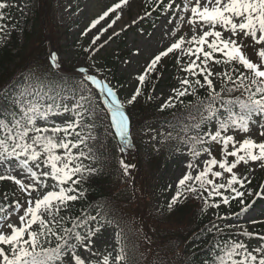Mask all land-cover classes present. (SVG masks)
I'll list each match as a JSON object with an SVG mask.
<instances>
[{
    "label": "snow or ice",
    "instance_id": "6c2138e0",
    "mask_svg": "<svg viewBox=\"0 0 264 264\" xmlns=\"http://www.w3.org/2000/svg\"><path fill=\"white\" fill-rule=\"evenodd\" d=\"M131 6L113 0L90 21L82 33L96 30L84 48L90 58L119 35L115 26ZM13 7L23 11L30 0L23 6L0 0L5 45L17 30L8 23ZM153 13L165 20L169 43L136 76L129 97L120 98L103 69L61 75L54 53L0 88V182L15 186L11 197L0 198V264H130L127 230L110 203L81 202L86 185L102 174L100 127L122 154L132 146L128 106L142 95L154 98L169 57L179 69L178 86L158 110L178 111L166 121L168 131L149 129L156 151L170 148L184 158L166 209L199 200L201 212H211L202 264H264V230L231 222L264 200V184L253 183L256 169L264 170V0H144L133 23ZM118 165L127 183L136 165L122 158ZM247 223L264 220L249 216Z\"/></svg>",
    "mask_w": 264,
    "mask_h": 264
},
{
    "label": "trees",
    "instance_id": "16d2710c",
    "mask_svg": "<svg viewBox=\"0 0 264 264\" xmlns=\"http://www.w3.org/2000/svg\"><path fill=\"white\" fill-rule=\"evenodd\" d=\"M7 2L14 3L13 0H7ZM16 10V7L8 10L11 12V19L8 23L10 26L15 25L17 30L11 32V38L7 40L6 45L0 43V88L10 80L27 73L30 68L48 62L47 43L35 11L28 12L21 28L15 19ZM159 17L160 14L153 13L151 17L144 19L130 31L141 32L145 27L153 26ZM127 35L128 33H119L114 36L111 42L117 46L116 49L106 48L103 50L106 56L102 58H99L98 54L90 58L89 53L85 51L80 53L79 57L90 69L94 70L102 65L101 69L106 70L112 65V58L126 56L127 52H123V49L126 47ZM19 36L22 39H19ZM165 68L163 67L162 73ZM63 76L76 78L75 76ZM116 81L115 84L119 87L122 82ZM154 83L156 90L160 79ZM144 92L146 94L151 92V85L145 88ZM152 100L149 101L146 95H142L138 103L128 106L132 121V153L125 151L122 154L115 140L104 141V134L102 136V131L99 129L103 144L99 146L98 154L100 158L109 156V161L100 166L102 174L93 177L91 183L86 185L87 200L81 203L84 205L110 203L127 230L130 264H202L211 240V236L204 229L213 217H208L210 212L207 214L201 212V201H182L173 212L170 213L166 209L163 214L161 213L162 215H153L148 211L151 203L150 197L155 191L154 182L157 175L167 161L175 156L170 148L161 147L160 151H156L153 147L154 142H150L149 136L154 134V131L150 132L149 129L168 131L166 121L170 120L173 115L172 110L157 114ZM135 157L139 162L138 170L136 167L132 169V176L125 183L120 175L118 160L122 158L136 165ZM135 172L137 177L133 185L132 179ZM0 192L1 195L8 192L10 196L9 189L5 188L3 182H0ZM139 202L146 203L144 207L147 208V212L145 216L142 213L138 214L139 217H135L133 221L131 217L134 215L133 208L137 207ZM79 206L77 205V210ZM236 208L234 205L232 211H238ZM253 230H264V224H256ZM145 236L148 239H145ZM182 246L183 252L181 253Z\"/></svg>",
    "mask_w": 264,
    "mask_h": 264
},
{
    "label": "rangeland",
    "instance_id": "374dc122",
    "mask_svg": "<svg viewBox=\"0 0 264 264\" xmlns=\"http://www.w3.org/2000/svg\"><path fill=\"white\" fill-rule=\"evenodd\" d=\"M15 4L23 6L24 3L29 0H14ZM113 0H30V7L21 11L17 8V20L20 23L21 28L23 27V19L26 17L29 11H35L40 28L43 31V35L46 40V51L49 55L54 53L59 57L61 62L60 72L68 75L80 76L78 72L80 67H84V62L79 57V54L84 51V48L89 47L93 35L96 30L93 29L87 35H82L84 30L88 27L90 21L101 14L106 6H110ZM131 8L126 10L123 18L118 21L116 27L117 32H121L120 28L124 27L122 33L129 32L128 30L136 28L137 24L144 20H137L133 23V19L138 14L143 15L144 0H130ZM34 17V14L31 16ZM103 23V22H102ZM99 27V26H98ZM166 22L160 17L157 23L150 27H145L141 32L130 31L126 39V47L123 52H127L124 58H112L110 69L104 70L108 80L112 84L117 83L116 80L122 82L118 90L121 91L120 98L124 99L129 97L133 90L136 88L138 81L136 76L140 74L150 59L162 48L166 47L169 43L166 32ZM105 33L101 36L100 41L102 42L111 33ZM21 37H19L20 39ZM22 39V38H21ZM115 44H108L106 48L108 50L115 49ZM251 50V49H249ZM139 53L138 55L135 53ZM105 52H98V57L102 58L106 56ZM252 54L251 52L249 53ZM125 61H129L125 63ZM170 64V66H168ZM102 67V65H101ZM163 75L160 79V83L155 92L152 93L154 104L157 109V113H160L158 108L160 103L171 94V89L178 86L177 77L180 74L175 60L172 57L165 58L163 61ZM101 69V68H99ZM163 69V68H162ZM167 69V70H166ZM166 70V71H165ZM99 75L97 71H91ZM118 87V85H116ZM159 97V98H156ZM174 111V110H173ZM129 148V147H128ZM107 158H102L99 161V165L105 164ZM184 170V158L176 155L170 159L162 171L158 174L154 185L155 192L150 197L149 210L153 212H159L162 208H166L167 201L174 194L175 183L177 179L182 175ZM259 169H256L253 183L255 185L264 184V175L262 174V180H259L258 173ZM11 184V182H6ZM169 185L172 188L169 189ZM14 185L5 186L12 192ZM264 202V200H263ZM145 202H139L137 207H134V215H131L133 221L135 217H139L138 214L142 210H145ZM251 216L257 219H264V203L255 207V209L241 220H236L234 223H240L251 229L253 225L248 224V217ZM107 239V235L105 236Z\"/></svg>",
    "mask_w": 264,
    "mask_h": 264
}]
</instances>
